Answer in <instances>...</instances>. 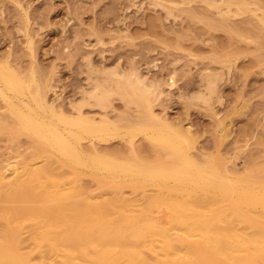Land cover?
I'll return each instance as SVG.
<instances>
[{"label": "rangeland", "instance_id": "obj_1", "mask_svg": "<svg viewBox=\"0 0 264 264\" xmlns=\"http://www.w3.org/2000/svg\"><path fill=\"white\" fill-rule=\"evenodd\" d=\"M0 66L18 72L32 90L39 89L53 107L41 114L51 119L75 117L71 103L82 98L88 82L112 90L104 107L95 99L84 107L86 117L108 122L111 129L106 140L82 139L85 153L173 165L172 157H162L150 139L151 128L166 121L172 129L191 127L193 141L197 137L191 153L200 156L201 164L216 158L236 175L264 167V0H0ZM117 66L128 77L142 70L157 84L149 99L151 114L136 103L125 79L116 86L109 82L103 69ZM198 90L206 93V102L191 98ZM29 96L23 98L29 101ZM15 124L0 97V173L7 176L0 183V208L56 205L57 199L1 195L21 187L27 167L49 162L50 185L69 195L67 201L119 199L126 202L125 212L149 209L164 227L172 225L163 207L149 204L151 195H167L160 194L159 184L147 181L134 188L100 182L82 166L74 172L55 151L38 157L35 143ZM10 163L19 168L17 177L5 170ZM26 217L19 223L37 219ZM6 219L7 214L0 217V234ZM233 224L240 233L254 232L249 223ZM21 235L22 247L35 260L56 264L55 257L36 253L27 231ZM148 255L153 262V254Z\"/></svg>", "mask_w": 264, "mask_h": 264}, {"label": "bare ground", "instance_id": "obj_2", "mask_svg": "<svg viewBox=\"0 0 264 264\" xmlns=\"http://www.w3.org/2000/svg\"><path fill=\"white\" fill-rule=\"evenodd\" d=\"M118 68L103 69L109 82H116V86L125 79L136 103L148 107L151 114L149 99L157 84L155 87L142 70L128 77L129 74ZM100 84L88 82V87L82 88V98L71 103L75 117L58 115L57 119H51L41 114L45 108L52 110L53 107L47 104L39 89L32 90L18 72L0 66V97L7 103L19 131L35 143L38 157L47 158L51 150L55 151L64 166L74 172L77 166L85 167L100 182L129 184L134 188L147 181L159 184L160 194L167 195L155 197L153 194L149 204L163 207V216L172 225L164 227L149 209H142L138 214L125 212L126 202H118L119 199L67 201L69 195L57 192L50 185L52 171L48 162L27 167L21 189L1 193L7 198L40 202L57 199L58 203L39 208H0V217L7 214V227L0 234V264H49L45 258L35 260L22 247L24 231L29 233L36 253L55 257L56 264H264V227L261 225L264 167L236 175L223 168L216 158L201 164L197 159L200 156L196 158L191 153L197 139L193 141L191 127L172 129L166 121L151 128L150 139L159 153L163 152L162 157L163 154L172 157L173 165L135 159H132L135 162H122L99 153H85L80 145L82 139L91 136L106 140L111 130L108 122L98 123L84 115V107L91 106V99L104 107L113 94ZM208 84L206 89L211 93L212 82ZM27 94L29 101L23 98ZM191 98L208 100L201 90ZM5 170L19 175L14 163ZM6 177L0 173V183ZM205 205L210 208L204 210ZM28 215H36L37 219L20 224ZM235 220L249 223L254 232L240 233L234 227ZM148 252L154 256L153 262Z\"/></svg>", "mask_w": 264, "mask_h": 264}]
</instances>
